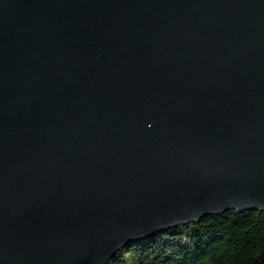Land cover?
I'll list each match as a JSON object with an SVG mask.
<instances>
[{"label":"water","instance_id":"95a60500","mask_svg":"<svg viewBox=\"0 0 264 264\" xmlns=\"http://www.w3.org/2000/svg\"><path fill=\"white\" fill-rule=\"evenodd\" d=\"M230 211H264V0H0V264Z\"/></svg>","mask_w":264,"mask_h":264},{"label":"trees","instance_id":"16d2710c","mask_svg":"<svg viewBox=\"0 0 264 264\" xmlns=\"http://www.w3.org/2000/svg\"><path fill=\"white\" fill-rule=\"evenodd\" d=\"M113 264H264V211H230L120 251Z\"/></svg>","mask_w":264,"mask_h":264}]
</instances>
